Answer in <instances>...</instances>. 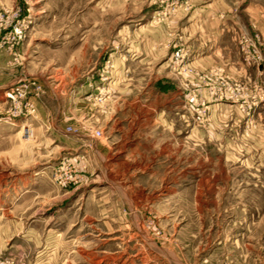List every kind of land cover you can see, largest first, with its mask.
<instances>
[{
    "label": "rangeland",
    "instance_id": "374dc122",
    "mask_svg": "<svg viewBox=\"0 0 264 264\" xmlns=\"http://www.w3.org/2000/svg\"><path fill=\"white\" fill-rule=\"evenodd\" d=\"M213 1L264 42V0H0V264H224L243 217L264 264V102L227 89L264 63L198 72L181 40Z\"/></svg>",
    "mask_w": 264,
    "mask_h": 264
},
{
    "label": "crops",
    "instance_id": "0c3cea01",
    "mask_svg": "<svg viewBox=\"0 0 264 264\" xmlns=\"http://www.w3.org/2000/svg\"><path fill=\"white\" fill-rule=\"evenodd\" d=\"M206 3V2H205ZM220 4L218 1L208 2L202 4L200 7H193L189 11H183L181 23V40L182 43L188 48V62L186 65L189 67L192 66L197 69L198 72L203 71L209 66H216L221 69L226 75L234 80H239L240 78H246V75L250 74V70L245 68L240 60V53L237 46V37L239 33L244 30V26L240 25L237 21H232V15L225 13L226 10H221ZM247 11V9H246ZM261 18V30L264 29V14L259 15ZM251 21L252 15H247V19ZM239 24V25H238ZM248 26V23H246ZM264 31V30H263ZM264 34V32H262ZM170 60V56L168 57ZM172 73V72H171ZM180 94L179 92L177 93ZM182 99L184 100L185 92H181ZM213 110L218 112L229 110L228 106L231 109V105L225 102H217L215 100ZM260 110V111H259ZM258 110L257 115H260V112L264 114V103L261 104ZM218 118L215 113V121L217 122ZM222 120H225L221 116L219 121L222 125ZM214 204L216 200L213 201ZM216 206V205H214ZM217 218V217H216ZM244 219V220H243ZM242 221L230 220V222H223V237L214 245L212 251L213 259H216V256L219 253V249L223 246H226V241L229 239V247L235 248L238 245H241V248L245 250L244 254L239 257L238 250L233 252L232 250L229 253H225V263L224 264H239L240 262H249L247 261V249L249 246L253 245L248 240L247 226L250 221L247 220V217H243ZM215 223H217L215 221ZM244 224L240 225V229L237 232L233 230V227H236L235 224ZM246 228V229H245ZM217 229V228H216ZM229 230L230 232H227ZM229 233V234H228ZM236 250V249H235ZM210 254V255H211ZM237 258L234 257V255ZM250 257V256H249ZM218 263L217 261H215ZM222 264V263H219Z\"/></svg>",
    "mask_w": 264,
    "mask_h": 264
},
{
    "label": "built area",
    "instance_id": "2783aa9c",
    "mask_svg": "<svg viewBox=\"0 0 264 264\" xmlns=\"http://www.w3.org/2000/svg\"><path fill=\"white\" fill-rule=\"evenodd\" d=\"M237 46L241 55L242 63L246 67L254 66L258 71H262L264 56L261 52V46L264 47V42L261 36L257 33L241 32L237 37ZM186 54L183 48H177L172 53L175 60H180ZM229 91L228 97L235 99L240 93L241 97L252 93L251 106L255 107L264 102V84L262 83H245L243 85L227 83ZM250 104L247 107H251ZM96 136L100 135L99 130H95Z\"/></svg>",
    "mask_w": 264,
    "mask_h": 264
}]
</instances>
